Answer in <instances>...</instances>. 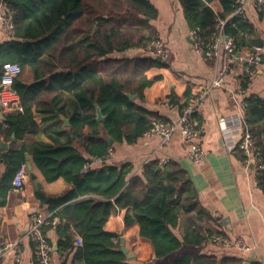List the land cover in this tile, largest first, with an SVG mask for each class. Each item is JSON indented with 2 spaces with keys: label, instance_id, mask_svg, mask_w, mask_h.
I'll use <instances>...</instances> for the list:
<instances>
[{
  "label": "trees",
  "instance_id": "1",
  "mask_svg": "<svg viewBox=\"0 0 264 264\" xmlns=\"http://www.w3.org/2000/svg\"><path fill=\"white\" fill-rule=\"evenodd\" d=\"M14 24L12 40L0 45V78L3 66L17 64L20 72L11 88L20 100L19 110H10L0 121V147L5 172L0 182V206L6 203L15 171L31 157L46 182L62 178L70 190L47 196L42 189L36 197L47 205L50 216L42 230L54 229L56 253L71 257V264H126L116 235L105 229L114 210L122 209L125 226L135 223L141 238L149 241L156 258L179 249L182 242L199 245L212 242L223 232L213 225L211 214L201 206L197 192L184 168L174 160L160 164L150 160L140 174L130 175L129 162L92 169L93 158H105L114 143L136 142L154 121L167 120L143 106V91L151 85L146 71L167 66L162 59L147 53L129 57V49L144 50L158 37L147 32L149 20L157 10L150 0H3ZM190 30L200 36L204 48L213 38L218 19H227L223 33L233 39L236 49H251L261 42L252 35L245 18H226L235 0H220L224 13L208 5L210 0H179ZM261 12H264L260 10ZM246 33L248 35H246ZM250 36V37H249ZM204 52V51H203ZM264 63V51L260 54ZM28 69L32 82L21 81ZM244 72L240 87L246 89L249 77ZM128 94L134 95L130 98ZM186 101L171 95L179 110ZM243 119L260 151L261 167H255V181L264 192V99L257 95L244 98ZM99 107L103 120L96 119ZM36 114L66 116L69 125L47 132L49 142L26 141L40 132ZM199 124L197 112L191 114ZM104 135H102V131ZM112 139V143L108 142ZM237 156L244 159L241 149ZM253 166V165H252ZM184 217L181 240L174 233ZM56 218L55 224L51 221ZM79 238L78 244L75 242ZM32 262L38 264L32 242ZM51 243V242H50ZM62 264H65L63 260ZM170 264H242L235 257L184 255Z\"/></svg>",
  "mask_w": 264,
  "mask_h": 264
},
{
  "label": "crops",
  "instance_id": "2",
  "mask_svg": "<svg viewBox=\"0 0 264 264\" xmlns=\"http://www.w3.org/2000/svg\"><path fill=\"white\" fill-rule=\"evenodd\" d=\"M150 1L157 10V16L149 20L146 26L147 32H154L161 38L169 49L170 60L167 66L151 67L146 71L152 83L143 91L142 104L166 119V122L175 123L181 111L176 104L171 103V95L178 96L179 104H182L186 101V91L190 92L192 98L202 92L213 76L212 61L204 59L193 44L191 30L179 0ZM208 5L214 12L224 13L220 0H210ZM231 13L227 12L224 16L230 18ZM245 20L252 26L250 36L253 35L261 42V51H264V12L254 5H249ZM12 38L13 36H5L0 28V45ZM142 54L144 52L140 48L125 52V55L129 57ZM249 55L248 48L236 49V59L230 67L225 85L210 89L197 110L203 125L199 143L206 152V158L202 163L196 164L189 159L181 135L175 132L166 144L161 143L158 135H142L131 144L114 143L108 157L93 158L89 164L92 169H97L109 164L118 165L129 162L133 166L130 175H135L140 174L143 165L150 160L159 161L166 158L178 162L187 172L201 206L211 214L213 225L229 239L242 238L249 248L242 250L233 245L221 246L213 241L199 245L182 242L179 249L162 258H156L149 241L139 236L137 225L133 223L125 226L124 211L116 208L106 221L105 229L114 233L119 242L121 238L124 239L126 248L134 254L132 258H127L126 264H170L184 255L235 257L241 259L242 264L245 262L264 264V192L256 184L255 167L245 166L238 158L236 151L238 148L236 144L240 138V126L236 120L240 117V108L244 104L245 96L251 94L264 99L262 66H251L254 72L248 73L247 88L244 90L240 87L242 76L248 66L246 59ZM20 79L23 83L30 84L32 82L30 71L24 70ZM64 119H68L67 125ZM220 119L228 122V132L222 130L219 125ZM35 120L41 128L40 132L28 136L27 142L32 140L49 142L47 132L69 125V118L63 115L36 114ZM101 131L104 135V131ZM5 142L8 143L9 148L11 142L9 140ZM230 143L235 146L232 150H227ZM28 158L31 171L24 164L27 176L23 185L16 189L11 183L12 187L6 191V203L0 206V244L5 241L18 242L22 260L17 263L8 256L0 264H33L32 247L26 235L27 226L33 215L49 214L47 205L37 199L36 191L42 189L45 195L53 197L71 189L62 178L46 182L32 163L31 157L28 156ZM4 172L5 166L0 161V182ZM30 172L34 174V179L30 177ZM36 183L40 184V187ZM183 223L184 217L181 216L178 226L173 230L180 240ZM47 235L52 245L53 241L57 240L54 229L47 230ZM75 242L78 244V237ZM63 260L65 264H71L70 256L60 257L56 251H53L51 264H62Z\"/></svg>",
  "mask_w": 264,
  "mask_h": 264
},
{
  "label": "built area",
  "instance_id": "3",
  "mask_svg": "<svg viewBox=\"0 0 264 264\" xmlns=\"http://www.w3.org/2000/svg\"><path fill=\"white\" fill-rule=\"evenodd\" d=\"M249 5H254L259 10L264 11V0H235V5L230 18H245L246 9ZM226 20L227 19H218L216 21L213 38L204 48L200 45V36L198 32L196 30L190 31L193 44H195L203 58L212 61L213 76L210 83L202 90V92L195 95V97L188 102V105L183 109L175 123L157 120L154 121L149 130L144 133L145 136H160L162 144L168 143L175 132L179 133L182 142L185 145L189 159L196 164H200L205 160L206 152L199 143V137L203 132V125H198V123L192 118L191 114L197 112L205 95L210 89L214 87H223L225 85L230 67L236 59V48L233 39L223 33V27ZM0 28L5 36H13L14 24L11 17L8 15L6 4L3 0H0ZM261 52L260 45H253L251 47L250 55L246 59L248 63L246 72L253 73L254 69H252L251 66L256 65H260L264 69V63H262L259 55ZM144 53L162 59H167L170 54L169 49L165 46L160 37L152 40L144 50ZM19 72L20 68L17 64L7 63L3 66V73L0 78V121L3 119L4 113L14 109H20L19 98L16 92L11 88V84ZM244 106L245 104L241 106L240 117L236 120L240 126V138L236 146L241 149L244 154V159L241 161L245 166L250 165L251 158H253V166L257 165L258 167H261L260 151L256 148L254 139L246 127L242 116ZM219 121L222 130L228 132V122L225 119H220ZM234 146V144L230 143L227 146V150H232ZM167 161L168 159L162 158L159 160V163L162 165ZM26 176L27 171L23 164L14 173L12 179L13 187L16 189L20 188L23 185ZM48 216H50V213L47 215L35 214L30 218L27 226L26 235L29 241L34 244L35 253L38 257V264H51L53 253L52 245L47 232L42 230L43 224H47L48 222L46 220ZM55 222L56 218L51 221V224H55ZM212 241L221 246L233 245L242 250H247L249 248L246 242L240 237L229 239L226 236L215 235L213 236ZM8 256H11L17 263L21 262V248L18 242L5 241L0 244V263Z\"/></svg>",
  "mask_w": 264,
  "mask_h": 264
},
{
  "label": "water",
  "instance_id": "4",
  "mask_svg": "<svg viewBox=\"0 0 264 264\" xmlns=\"http://www.w3.org/2000/svg\"><path fill=\"white\" fill-rule=\"evenodd\" d=\"M192 42H193V40H192ZM128 96H129L130 98H134V95L128 94ZM96 114H97V120H102V119H103V116H102V114H101V112H100V109H99L98 107L96 108ZM64 123L67 125V124H68V119H64ZM108 142L111 144V143H112V139H111V138H108ZM0 147H1L2 149L6 150V149H8V143L5 142V141H1V143H0ZM28 159H29L28 156H26V160H27V162H26V166H27V169H28L29 171H31V165H30ZM252 165H253V158H251V162H250V166H252ZM30 177H31L32 179L35 178L34 174L31 173V172H30ZM36 184H37L38 187H40V184H38V183H36ZM216 219H217V218H216ZM56 243H57V240H54L53 243H52V249H53V251H56V250H57V245H56ZM119 248H120V250H121L123 253L126 254V257H127L128 259H129V258H132V257L134 256V254L131 253V252L128 250V248H126V246H125V240L122 239V238L120 239V247H119ZM244 264H247V263L245 262Z\"/></svg>",
  "mask_w": 264,
  "mask_h": 264
}]
</instances>
